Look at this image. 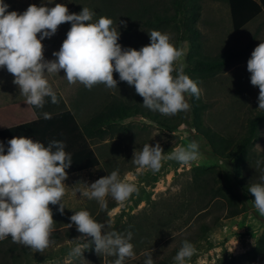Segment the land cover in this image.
I'll return each instance as SVG.
<instances>
[{"label":"rangeland","instance_id":"rangeland-1","mask_svg":"<svg viewBox=\"0 0 264 264\" xmlns=\"http://www.w3.org/2000/svg\"><path fill=\"white\" fill-rule=\"evenodd\" d=\"M196 5L197 18L191 22L197 30L194 40L196 50L191 53L190 40L181 38L182 33L174 21L158 26L137 27V31L127 35H119L118 43L122 48H135L150 43L148 32L159 30L171 37V42L185 55L177 62L182 63L183 71L193 79L201 89L197 99L190 93L185 94L190 104L187 111L166 116L158 111H152L143 106V98L135 92L134 86L119 80L118 73L113 77L117 80V88L108 89L103 84L94 86L91 90L80 83L69 84L61 70L56 75L48 76V80L56 92L58 102L51 103L50 97L45 98L43 108L34 107L37 116L43 112L54 113L63 109H71L76 118L83 125L93 114L100 113L108 108L115 97L129 103L136 108V113L124 119L111 121L105 126L103 138L94 137L90 144L95 150L99 164L67 175L63 181L65 195L61 203L64 205L63 214L58 211L59 205H49L54 224V230H60L71 223L73 212L87 210L91 216L105 225L106 228L123 224L128 217L135 214L151 215L160 207L172 205L182 200L196 196L195 183L201 181L195 178L198 173L212 172L221 183L220 197L210 204L209 213L205 219L210 220L220 216L216 223L193 245L196 253L186 259L185 264H227L231 257H235L234 264H263L259 261L261 253L264 256V216H261L254 207L247 192L254 183H260V176L264 174V119L258 127L254 143L243 155L237 153L238 144L247 133L249 119L259 110L258 86L250 82V73L247 70V61L252 50L264 41V8L255 18L238 30H233L230 9L227 0H191ZM8 4V11L23 12L29 4L40 6H54L55 3L65 4L69 13H79L82 7L93 12V3L90 0H3ZM165 8L172 11L167 2ZM93 17V22H95ZM71 24L65 22L51 37L44 38L45 59H55L52 53L58 51ZM39 37V34H38ZM231 51L240 52L232 61L226 62L215 70L196 72L188 65V57L202 59L222 58ZM175 75V72L173 73ZM13 76L6 68H0V103L25 99L13 83ZM196 108L198 117L195 126L191 121ZM189 141L199 144L201 157L198 162L190 166L178 164L174 160H165L158 172L141 170L132 161L133 152H138L143 145L159 143L167 155L176 146L186 145ZM215 148L216 150H214ZM234 151L232 156L222 155ZM259 162V163H258ZM119 170L120 177L133 183L138 192L123 203L115 201L111 195L106 201L114 200L116 205L107 213L101 212V207L95 199H88L82 192L98 178ZM244 185V187L242 186ZM188 199V200H189ZM245 203L246 209L235 216H226L229 207L240 208ZM179 222V220L176 221ZM116 225V224H115ZM75 226L72 223L73 227ZM76 227V226H75ZM53 230V231H54ZM172 232L177 229L171 226ZM75 236L50 241V245L43 253L29 249L25 264H108L106 254L98 259L92 256L90 246L84 250L82 256L69 260V252L78 242ZM91 239V238H88ZM175 240H168L169 246ZM91 244V241H87ZM160 241L159 245L160 246ZM138 255L126 258L123 264H136ZM26 262V261H25Z\"/></svg>","mask_w":264,"mask_h":264},{"label":"clouds","instance_id":"clouds-1","mask_svg":"<svg viewBox=\"0 0 264 264\" xmlns=\"http://www.w3.org/2000/svg\"><path fill=\"white\" fill-rule=\"evenodd\" d=\"M52 3L53 0H48V4ZM8 7L0 0V68L12 74L13 83L28 105L43 108L46 97H50L53 104L58 102L47 77L61 70L69 84L80 83L89 90L98 84L108 89L117 88L113 77L116 72L120 81L134 86L135 92L143 98L144 107L166 116L189 110L186 93L197 99L201 95L197 83L184 73V65L176 66L185 53L171 42L167 33L150 30L149 44L139 50L122 48L113 20L99 16L93 22L94 13L87 7H82L78 14L69 13L62 3L29 4L23 12L8 11ZM65 22L71 27L59 50L52 53L55 59H45L41 41L54 35ZM247 70L251 84L259 88L258 108L264 110V41L252 50ZM42 116L51 119L48 112H43ZM7 145L5 153L0 143V240L11 237L14 243L43 253L50 245L55 224L49 205H59L58 211L63 214V181L72 158L60 140H52L45 147L39 141L20 135L9 139ZM200 157L199 144L189 141L167 155L159 143L154 146L146 143L140 151L133 152L131 159L141 170L155 173L165 160L190 166ZM260 181L252 184L248 191L254 197L255 209L264 216V174ZM137 192L138 188L122 179L117 169L92 182L82 195L95 199L104 209L107 196L123 203ZM70 221L67 226L74 223L81 233L76 239L83 241L71 248L70 261L82 256L92 245L97 254L116 256L114 264H123L126 258L134 257L131 231L126 234L115 230L105 232V225L97 222L87 210L73 212ZM195 253L194 245L183 240L174 260L176 264H185ZM145 256L144 264H154L152 251Z\"/></svg>","mask_w":264,"mask_h":264},{"label":"trees","instance_id":"trees-1","mask_svg":"<svg viewBox=\"0 0 264 264\" xmlns=\"http://www.w3.org/2000/svg\"><path fill=\"white\" fill-rule=\"evenodd\" d=\"M230 9L231 23L233 30H238L246 23L255 18L264 8V0H227ZM93 3L94 18L106 16L113 20V27H116L119 35H127L129 41L130 33H135L137 27H151L174 21L182 33L181 38L190 40L191 53L196 50L197 42L194 37L197 30L191 22L197 18L196 5L191 0H90ZM169 2L172 11H168L165 5ZM240 52L231 51L222 58L202 59L188 57V65L192 71L204 72L222 67L226 62L232 61L234 56ZM136 108H131L129 103L123 99L115 97L108 108L100 113L93 114L81 125L76 115L71 109H63L51 113V119L36 117L33 106L26 104L25 100L15 102L0 107V143L7 151V142L13 136H26L39 141L48 146L52 140L63 141L66 145L65 151L71 155L72 163L65 170L67 174L75 173L84 169L95 167L99 164V158L90 144V139L94 137L103 138L106 130L105 126L113 120H121L136 113ZM194 115L191 121L195 126L198 112L193 109ZM264 119V110H258L249 119L247 133L238 144L237 153L243 155L254 143L257 137L259 125ZM216 150L215 148H213ZM217 151V150H216ZM234 151L223 153L222 155L232 156ZM195 178L201 181L195 183L196 196L192 198H182V200L172 205L162 206L156 212L149 215L135 214L128 217L123 224L114 223L103 231H118L126 234L127 231L133 233V251L138 255L136 264H144L145 253L152 251L154 264H176L174 257L181 247L183 240H188L192 244L202 237L216 223L220 216L205 219L209 213L210 204L220 197L219 191L221 183L218 182L212 172L198 173ZM244 187V185H242ZM250 198L253 195L247 190ZM189 199V200H188ZM116 205L114 200L107 202V206L101 212L107 213ZM246 209L245 203L240 208L229 207L226 216H235ZM96 220H100V217ZM179 220V222L176 221ZM116 224V225H115ZM171 226L177 230H170ZM79 232L76 227H64L54 230L51 233L50 241L60 240L65 236H75ZM160 246L159 245L160 241ZM168 240H175L169 246ZM29 247L19 243H14L11 237L0 240V264H25ZM90 251L92 256L98 259L102 253L97 254L92 245ZM116 256H106V263L114 264ZM235 257H231L227 264H234ZM26 261V262H25ZM264 264V256L261 253L260 260ZM219 264V263H214Z\"/></svg>","mask_w":264,"mask_h":264},{"label":"crops","instance_id":"crops-1","mask_svg":"<svg viewBox=\"0 0 264 264\" xmlns=\"http://www.w3.org/2000/svg\"><path fill=\"white\" fill-rule=\"evenodd\" d=\"M1 99V98H0ZM22 100H25V99H20V100H16V101H5L4 100V102H2V103H0V107H3V106H6V105H9V104H12V103H15V102H19V101H22ZM34 108V107H33ZM36 114V113H35ZM51 114V113H50ZM36 117H42V116H37L36 115ZM1 127V126H0ZM70 174H72V173H70ZM67 175H69V174H67Z\"/></svg>","mask_w":264,"mask_h":264}]
</instances>
